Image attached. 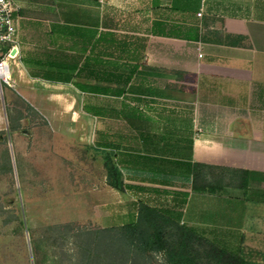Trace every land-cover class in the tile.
Masks as SVG:
<instances>
[{
  "label": "crops",
  "instance_id": "1",
  "mask_svg": "<svg viewBox=\"0 0 264 264\" xmlns=\"http://www.w3.org/2000/svg\"><path fill=\"white\" fill-rule=\"evenodd\" d=\"M12 1L25 100L39 88L75 119L80 103L95 153H111L123 175L124 194L105 177L102 197L119 196L105 203L119 209L108 228L135 220L140 203L195 226L190 207L206 194L191 190L194 163L264 173V0ZM231 197L223 230L240 219L254 231L252 203Z\"/></svg>",
  "mask_w": 264,
  "mask_h": 264
},
{
  "label": "rangeland",
  "instance_id": "2",
  "mask_svg": "<svg viewBox=\"0 0 264 264\" xmlns=\"http://www.w3.org/2000/svg\"><path fill=\"white\" fill-rule=\"evenodd\" d=\"M12 83L3 87L0 97V264H85L82 235L117 224L112 211L119 210L105 207L108 200H119L117 194L108 200L102 197L106 172L101 154L93 149L95 121L81 112L80 103L77 119L46 103L39 88L27 89L35 95L31 104L14 75ZM225 191V198L194 196L190 209L197 223L192 225L218 244V238L224 237L230 250L243 243L264 251V203L259 206L257 201L264 195L251 197L248 192V200H238L252 203L248 225L255 230L243 232L237 219L236 231H228L222 227L233 221L219 217L221 208L237 201L229 196L243 194L234 187ZM248 210L249 206L238 207L237 212ZM102 258L99 264H115L106 255ZM127 264L165 261L161 254H152Z\"/></svg>",
  "mask_w": 264,
  "mask_h": 264
},
{
  "label": "trees",
  "instance_id": "3",
  "mask_svg": "<svg viewBox=\"0 0 264 264\" xmlns=\"http://www.w3.org/2000/svg\"><path fill=\"white\" fill-rule=\"evenodd\" d=\"M231 39L227 37L223 43L236 45ZM103 165L107 185L124 194L127 185L111 153H103ZM212 171H219V174L213 175ZM261 184H264V173L202 163L192 166L191 190L194 193L219 196L225 188L234 187L242 192V200H248V192L253 194L251 197L264 195V189L259 188ZM257 201L264 203V198ZM181 218L180 212L140 203L135 220L82 235L85 242L82 263L99 264L106 255L115 264H127L161 254L165 264H264V251L243 243L230 250L231 244L223 236L218 238V244L194 226L182 223Z\"/></svg>",
  "mask_w": 264,
  "mask_h": 264
},
{
  "label": "built area",
  "instance_id": "4",
  "mask_svg": "<svg viewBox=\"0 0 264 264\" xmlns=\"http://www.w3.org/2000/svg\"><path fill=\"white\" fill-rule=\"evenodd\" d=\"M17 10L14 1L0 0V97L3 87L13 86L9 61H17L19 56L18 29L15 21Z\"/></svg>",
  "mask_w": 264,
  "mask_h": 264
},
{
  "label": "bare ground",
  "instance_id": "5",
  "mask_svg": "<svg viewBox=\"0 0 264 264\" xmlns=\"http://www.w3.org/2000/svg\"><path fill=\"white\" fill-rule=\"evenodd\" d=\"M13 62H14V59H10V61H9V66H10V68H11V73H10V79H11V82L13 81V75H14V70L12 69V67L14 66ZM12 84H13V83H12Z\"/></svg>",
  "mask_w": 264,
  "mask_h": 264
},
{
  "label": "water",
  "instance_id": "6",
  "mask_svg": "<svg viewBox=\"0 0 264 264\" xmlns=\"http://www.w3.org/2000/svg\"><path fill=\"white\" fill-rule=\"evenodd\" d=\"M14 53H15V51L12 52V54H14Z\"/></svg>",
  "mask_w": 264,
  "mask_h": 264
}]
</instances>
